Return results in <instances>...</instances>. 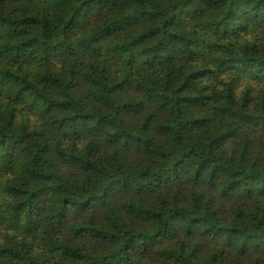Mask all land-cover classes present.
<instances>
[{"label": "clouds", "instance_id": "obj_1", "mask_svg": "<svg viewBox=\"0 0 264 264\" xmlns=\"http://www.w3.org/2000/svg\"><path fill=\"white\" fill-rule=\"evenodd\" d=\"M0 264H264V0H0Z\"/></svg>", "mask_w": 264, "mask_h": 264}]
</instances>
